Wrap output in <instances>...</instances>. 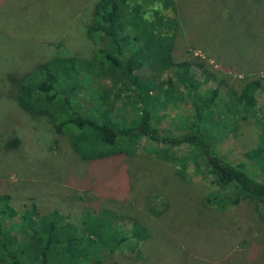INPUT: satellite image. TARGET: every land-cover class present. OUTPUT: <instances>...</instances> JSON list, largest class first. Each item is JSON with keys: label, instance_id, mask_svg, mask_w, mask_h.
Instances as JSON below:
<instances>
[{"label": "rangeland", "instance_id": "374dc122", "mask_svg": "<svg viewBox=\"0 0 264 264\" xmlns=\"http://www.w3.org/2000/svg\"><path fill=\"white\" fill-rule=\"evenodd\" d=\"M94 2L0 0V193L10 195L18 211L34 203L43 213L69 215L66 225L90 212L93 219L87 222L94 228L83 225L81 231L100 251L110 250L119 229L127 227L115 214L123 221L134 217L148 236L137 246L125 241L104 264H264L262 207L263 216L247 199L226 211L207 207L212 184L199 176L181 179L164 158V146L84 160L47 117L30 116L11 99L10 74L58 54H93L85 26ZM176 5L180 29L173 54L176 60L202 63L200 92L207 95L220 80L237 91L252 76H262L255 109L264 115V0H176ZM208 71L213 77L207 79ZM229 107L239 110L234 100ZM231 113L218 147L226 159L240 163L243 152L259 143L261 128L254 114L241 119ZM14 136L19 144L7 148Z\"/></svg>", "mask_w": 264, "mask_h": 264}, {"label": "trees", "instance_id": "16d2710c", "mask_svg": "<svg viewBox=\"0 0 264 264\" xmlns=\"http://www.w3.org/2000/svg\"><path fill=\"white\" fill-rule=\"evenodd\" d=\"M179 29L176 0H95L85 26L93 54H58L20 75L10 74L9 95L28 115L47 117L84 160L164 146V158L174 163L181 179L199 176L212 184L214 190L204 199L207 207L226 211L247 199L263 216L264 115L255 109L263 77L252 76L237 91L220 80L204 96L198 75L205 69L202 63L174 57ZM212 75L208 71L204 78ZM233 100L239 110L229 107ZM231 112L241 119L254 114L261 128L259 143L243 152L240 163L226 159L218 147ZM18 144L14 136L5 146ZM115 215L127 227L119 229L121 236L110 250L100 251L81 231L83 225L94 228L88 223L90 212L66 225L69 215L43 213L34 203L18 211L10 195L0 193V264H104L125 241L137 246L148 236L134 217L124 222Z\"/></svg>", "mask_w": 264, "mask_h": 264}]
</instances>
